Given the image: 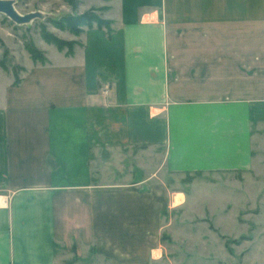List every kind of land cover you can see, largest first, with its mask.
Instances as JSON below:
<instances>
[{
    "label": "crops",
    "instance_id": "1",
    "mask_svg": "<svg viewBox=\"0 0 264 264\" xmlns=\"http://www.w3.org/2000/svg\"><path fill=\"white\" fill-rule=\"evenodd\" d=\"M110 8L112 36L89 30L84 47L32 63L19 84L2 76L0 264H56L59 246L144 264L168 189L153 176L130 180L120 165L142 163L145 150L170 173L256 163L264 0Z\"/></svg>",
    "mask_w": 264,
    "mask_h": 264
},
{
    "label": "rangeland",
    "instance_id": "2",
    "mask_svg": "<svg viewBox=\"0 0 264 264\" xmlns=\"http://www.w3.org/2000/svg\"><path fill=\"white\" fill-rule=\"evenodd\" d=\"M111 1L14 0L20 13L40 11L44 17L17 24L0 13V83L3 77L11 76L14 84H19L32 63L46 64L56 52L68 54L71 50L73 54L85 46L89 30L98 29L112 36ZM84 15L111 23L100 27L93 21L92 27L79 25L77 30L68 26L70 20ZM108 28L113 30L111 35ZM46 37L60 39L69 46L60 49ZM31 49L37 50L39 59L34 58ZM255 144L256 163L247 171L170 173L160 169V163H152V155L146 150L142 163L120 165L119 171H127L130 180L153 176L149 184H165L168 189L169 207L161 214L160 242L144 264H264L263 133ZM136 158L138 162L139 155ZM132 168L136 170L130 175ZM77 254L59 246L56 264H116L93 249L85 250L82 256Z\"/></svg>",
    "mask_w": 264,
    "mask_h": 264
},
{
    "label": "water",
    "instance_id": "3",
    "mask_svg": "<svg viewBox=\"0 0 264 264\" xmlns=\"http://www.w3.org/2000/svg\"><path fill=\"white\" fill-rule=\"evenodd\" d=\"M0 13L7 15L17 24H26L36 18H42L43 13L40 11H32L29 13H20L14 4V0H0Z\"/></svg>",
    "mask_w": 264,
    "mask_h": 264
},
{
    "label": "trees",
    "instance_id": "4",
    "mask_svg": "<svg viewBox=\"0 0 264 264\" xmlns=\"http://www.w3.org/2000/svg\"><path fill=\"white\" fill-rule=\"evenodd\" d=\"M93 21H96L100 27H102L105 24L106 25H109V23H111L110 21H106V20H103V19H97V18H95V19H89V17H87V15L86 16L84 15V16L78 17L76 19L70 20L68 22V26L72 30H77L78 29L77 27L79 25H87L89 27H92V22ZM108 31H109V35H111V33H112L113 30L110 29V28H108ZM46 38L50 42L55 43L58 46V48H60V49H63L65 46L68 45V43H66L65 41H62V40L57 39V38H52V37H46ZM71 53H72V51L70 50L68 52V54H71ZM31 54L34 56V58L39 59V56H38L39 53L37 52V50L31 49ZM16 84H18V83H16Z\"/></svg>",
    "mask_w": 264,
    "mask_h": 264
}]
</instances>
